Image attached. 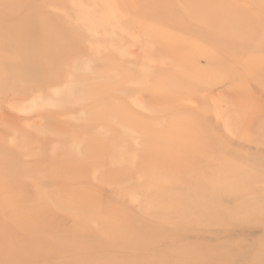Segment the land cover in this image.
Masks as SVG:
<instances>
[{"label":"rangeland","instance_id":"1","mask_svg":"<svg viewBox=\"0 0 264 264\" xmlns=\"http://www.w3.org/2000/svg\"><path fill=\"white\" fill-rule=\"evenodd\" d=\"M2 3V11L7 5L19 11L12 31L0 29V158L5 159L0 180H12L9 190L27 195L23 205H32V195L43 191L47 206L57 199L48 224L57 236L84 225V234L91 236L101 227L98 221L106 220L102 229L122 227L141 202L168 205V191H178L201 214L237 209L242 221L230 229L204 231L198 222L185 221L181 232H165L160 220L143 222L138 215L133 224L161 234L166 242L176 237L171 249L176 243L194 245L201 237L227 245L226 252L210 258L217 264H264V0H50L44 7L34 1ZM27 12L30 20H25ZM38 21L49 25L47 55L45 43L31 44L37 35L22 28ZM241 42L248 47H239ZM212 51L217 58H211ZM27 164L41 167L43 181L26 179L21 171ZM197 166L200 174L181 177ZM19 167L23 174L16 172ZM143 171L157 175L140 185L128 184ZM0 204L12 206L10 201ZM182 208L176 205L159 219L178 221ZM90 209L93 220L84 218ZM167 233L174 238L168 240ZM2 236L14 238L0 229ZM45 243L34 250L45 251ZM159 246V259L166 258L163 244L143 248ZM207 256L193 264H208ZM45 258V264L67 263L58 254Z\"/></svg>","mask_w":264,"mask_h":264},{"label":"bare ground","instance_id":"2","mask_svg":"<svg viewBox=\"0 0 264 264\" xmlns=\"http://www.w3.org/2000/svg\"><path fill=\"white\" fill-rule=\"evenodd\" d=\"M2 1L3 0H0V7H1V5H3ZM21 1L23 3L34 1L37 3V6L40 5L41 7H44L45 5H47L46 3L50 2V0H21ZM51 3H53V2H51ZM93 3H96V2H93ZM90 6H91V4H90ZM92 7H93V5H92ZM18 11H19L18 8H14V6H12V5H7L5 7V10H3V11L0 8V29H4L5 31H12V28L14 27V20H16V17L18 16ZM25 16H26L25 20L31 19V13L27 12L25 14ZM255 23H257V22H255ZM255 23L252 24V25H254V26H252L254 28L256 25ZM215 25H217V24H215ZM231 26H232V24H231ZM256 27H261V26L259 25ZM22 28H23V30H25L28 33L29 36L33 35V34L37 35L36 39L30 40L31 44L36 45L38 42L39 43H45V45L47 47H45L43 49V55H47L48 48H49L48 43L51 40V36L48 35V32H49L48 23H46L45 21L44 22L38 21L37 23H34V24L26 23V24L22 25ZM237 28L233 29L234 32L233 31L232 32L234 34L238 32L236 30ZM251 29H252L251 33H253V32L256 33L255 31L257 28L255 29V31L253 28H251ZM239 31H242V28H240ZM242 35H243V33H242ZM254 35H252V36L250 35L249 38L251 37L253 39ZM257 35H258V33H257ZM257 35H255L254 38H256ZM234 36L238 37L237 34ZM242 37H244V36H242ZM245 37L248 38L247 35ZM70 38H72V37H70ZM247 38H244L245 42H247L246 41ZM210 39H212V38H210V36H209L208 41H210ZM213 39H214V37H213ZM238 39H235V40H238ZM208 41H206V42H208ZM216 41H218V40H216ZM222 41H223V39H222ZM252 41L253 40H251V42ZM224 42H225V40L222 43H224ZM251 42H250V40L248 41V44L250 43V46H251ZM235 43H237V42H235ZM238 45H239V43H238ZM226 46H224V47L225 48L229 47V46H227V47ZM242 46H243V44L241 42V45L239 47H241L242 49L246 45H244L243 47ZM224 47H221V48L223 50H226V52H227V49H225ZM246 47H248V46H246ZM230 48H231V46H230ZM230 48H229V50H230ZM204 49H206V48H204ZM222 49H221V51H223ZM232 49L234 50L235 47L231 48V50ZM237 49H240V48H237ZM55 50L57 52L62 51L61 48L56 47V46H55ZM235 51L242 52L241 50H235ZM226 52L224 51V53H226ZM210 53H209V55L211 56V58H217L216 55H215L216 57L212 56L213 55L212 53H214L213 51ZM227 53H229V55H230L231 51H228ZM207 54H208V52H206V56H207ZM232 54H235V53L233 52ZM237 54H239V53H237ZM242 54H243V52H242ZM221 55L223 56V54H220V56ZM227 57H228V55H227ZM211 58H210V60H211ZM212 60L214 61V59H212ZM215 60H217V59H215ZM43 61L46 63L50 62L44 58H43ZM204 61H206V60H204ZM207 61L209 62V60H207ZM215 64H216V62H215ZM228 66H230V65H228ZM231 67L232 66H230V68ZM225 72H226V70H225ZM217 75H219V74H217ZM248 75H250V73ZM103 76H104V74H103ZM57 77H58V74L55 73L54 78H57ZM105 77H106V75H105ZM221 78H225V77H221ZM221 78H219V80ZM247 78L251 79L250 76H248ZM145 80H147V79H145ZM104 85H106V83ZM107 85H109V84H107ZM67 88H69V87H67ZM172 94L173 93H170L169 95L171 96ZM135 102H137V101H135ZM248 104H249V102H248ZM250 105H251V103H250ZM50 106H52V105H50ZM157 108L158 109H156V110H161V109H159V107H157ZM34 109H36V108H34ZM111 115H109V116H111ZM218 115H219V113H218ZM128 130H130V129H128ZM185 141H187V140H185ZM105 142H106V140H104V142H103L104 146L107 143V142L106 143ZM103 145H101V146H103ZM196 145H197V143H196ZM92 149L95 150L94 148H92ZM102 150L103 151L101 153L104 152V149H102ZM109 150H111V149H109ZM109 150H107V151L110 152ZM95 151L97 153V151L100 152L101 150H95ZM89 153H91V156H92V152H89ZM64 154H66V153H64ZM12 156H14V155H12ZM4 160L5 159H3L1 157L0 163L3 162ZM134 161H135V159H134ZM124 162L126 163L127 161H124ZM27 166H28V164H27ZM1 167L2 166L0 165V168ZM198 168H200V167L197 166V167H194V169L186 170L185 174H181V177L183 179H185L186 176L194 175V174L195 175L200 174L201 171ZM17 169H18V167H17ZM20 169H21V167H19L18 171H16V170L15 171L19 172ZM38 169H40L41 173L43 172L41 170V167L35 168L34 166L24 167L23 170L21 169L22 170L21 172H23L25 175H27L28 178H26V179L28 181H32L33 180L32 178H34L33 181L40 183L41 181H43V179L45 177L43 178L41 176L42 174L41 175L39 174L40 171ZM215 169H217V168H215ZM13 170H14V168H13ZM204 170H206V168L203 169L202 171H204ZM21 172H19L18 175ZM49 172H50V170H49ZM23 173H21V174H23ZM29 174L32 175V177L29 176ZM62 175H64L65 178H67L68 172L65 171V172H63ZM156 175H157L156 173H152L149 171L148 172L143 171V172L139 173L131 183L129 182L128 184L131 185L135 182L138 185H140V183L142 181L149 180L150 178H152ZM16 176H17V174H16ZM3 177H4V175H3ZM223 181H224V179H223ZM12 184H13V182L10 179H7V180L1 179L0 180V203H4V201H10L12 204V206L7 205L5 207L3 204H0V205H3L2 209L0 210V229L5 234H14V238L12 240L8 239V241L3 236L0 237V264H31L29 262L31 260H35V263H38V264H45V262L47 261V259H46L47 257L45 258V256L46 255H53V254H58V258L60 260L67 262L65 264H68V262H69V264H193L195 259L196 260L199 259L205 253L208 254V256H207L208 264H217V263H214L213 261H211L210 258H214L215 255L223 254L224 252H226L227 251V245H223L222 243H219L218 245H216V244L213 245V244H210L208 241L206 242V239L205 238L203 239V237H201L200 240L197 241V243L194 245L189 246L188 242L183 243V244L182 243H176V244H178L177 248L171 249V248H169V246H171V244L175 243L176 237H175L174 241L166 242L163 239V237L161 236V234H157L155 232L150 234L151 230H149L148 228H144L143 225L138 226V225L133 224L134 220L137 218V215L139 216V218L142 219L143 222H144V219H146V218H153L155 221L160 220L162 222V225H159V227H163L165 232H169V230L171 228H174L177 230L185 228L183 226V223L185 221H189V222H191V224H193V222H195V221L198 222V228L201 231L211 230V229H226V228L230 229L231 227L236 226L238 224V222L242 221V219H241L242 217H240L241 211H237V209H236V212L224 209L223 212H219V213H217L214 209H209V210H206L205 213L201 214V213H199V210L197 207H195L194 209L191 208L192 202L190 199H188L186 197L182 198L178 191H168V195L170 196V198L172 200V202L170 204H168V205L151 204L149 206L144 205L147 207L145 209V207L142 205L143 202H141V205H139L141 207V209L133 210L132 211L133 215H130L131 218H127L126 224H123V225L121 224L122 227L111 226V227L106 228V226L105 227L103 226V229H102L101 228L102 227V221H103V223H105L106 220H102V218L104 217L103 215H101L102 218H100L99 217L100 214L98 215L96 213L97 217H99V219L102 220V221H98V222H101L100 223L101 227H99L100 225L96 226L97 228L99 227V229H97L91 236H86L84 234V231L86 229V227L84 229L85 225L81 226V227L73 228V229L67 228V229H65L66 230L65 234H63V235L60 234L59 236H57L56 235V233H57L56 229L54 227H48L49 221L51 220V218H53V212L57 211V206H58V203L56 202L57 199L52 200L51 203H49V206H47L48 201H47V198L42 191V192L34 193L32 195L31 198L34 200L32 205L25 206L22 204L23 203L22 201L27 195H25L21 191H18V192L16 190L10 191L9 187L12 188V186H11ZM27 184H24V185H27ZM92 192H93V190H92ZM74 194H76V193L74 192ZM78 194H79V192H78ZM225 196H223V198ZM123 197H125V196H122L121 198H123ZM86 199H85V201H86ZM48 200H51V199H48ZM92 200H94V199H92ZM135 201H136V199H135ZM94 202L96 203L97 201L94 200ZM16 203H17V205H15ZM90 204H93V203L91 202ZM36 205H40V207L37 209ZM176 205L183 207L181 212L177 211L178 213H180L177 216L178 221H172V222L171 221H165L164 222L161 219H159V216L160 217H162L163 215L167 216V214L169 212L173 211L174 206H176ZM73 206H75V205H73ZM93 206H94V208L96 207L95 204H93ZM93 206H92V208H93ZM69 208L71 209V206ZM76 208H77V205H76ZM86 208L89 209L88 207H86ZM94 208H93L94 211L91 209L88 211L86 210L87 213H86V216H84V218L92 219V220L95 219L96 218L95 214H92V211H93V213L95 212L96 208L95 209ZM97 209L99 210V208H97ZM97 209H96V211L99 212ZM83 210H85V209H83ZM146 210H148V211L146 212ZM150 213H152L154 216L152 215L153 217H151ZM103 219H107V217H104ZM98 222H97V224H98ZM93 223L96 225L95 222H93ZM209 228H211V229H209ZM142 231L145 232L146 237H148V238L143 236ZM181 231L182 230H180V232ZM161 233H163V232H161ZM173 234L167 233V239L168 240L173 239L174 238ZM163 235H165V234H163ZM33 237H40L43 240H41V239H38V240L33 239L32 240ZM42 242H47L43 245L49 244V248L44 249L45 251H39V250L35 251L34 247L36 245H41ZM151 242L154 245H161V244L165 245L166 249H168V256L166 258L162 257L159 259V253H161L163 251L162 247H160V246L158 248L151 249V250L147 249V248H143V247L149 245V243H151ZM138 246L142 247V251L137 250ZM216 247H218L217 248L218 250L215 249ZM232 251H235V250L231 248L230 253H232Z\"/></svg>","mask_w":264,"mask_h":264}]
</instances>
